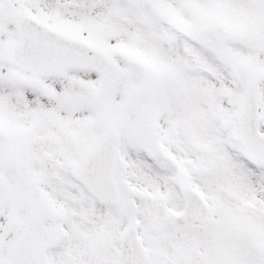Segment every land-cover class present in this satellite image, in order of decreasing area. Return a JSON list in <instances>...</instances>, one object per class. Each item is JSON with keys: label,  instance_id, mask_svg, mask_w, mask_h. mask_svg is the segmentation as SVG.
I'll use <instances>...</instances> for the list:
<instances>
[{"label": "snow or ice", "instance_id": "snow-or-ice-1", "mask_svg": "<svg viewBox=\"0 0 264 264\" xmlns=\"http://www.w3.org/2000/svg\"><path fill=\"white\" fill-rule=\"evenodd\" d=\"M0 264H264V0H0Z\"/></svg>", "mask_w": 264, "mask_h": 264}]
</instances>
